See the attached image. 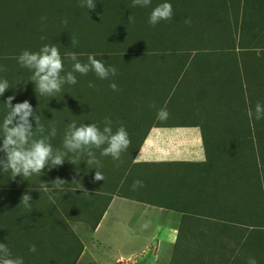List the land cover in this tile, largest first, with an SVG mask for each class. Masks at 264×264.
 <instances>
[{"label": "rangeland", "instance_id": "1", "mask_svg": "<svg viewBox=\"0 0 264 264\" xmlns=\"http://www.w3.org/2000/svg\"><path fill=\"white\" fill-rule=\"evenodd\" d=\"M94 2L89 10L81 0H0V66L7 68L0 80L9 83L0 96V125L12 96L13 105L27 100L41 115L43 135L55 125L54 149L64 150L72 121L102 129L105 117L113 131L122 121L131 140L120 161L94 149L100 181L97 166L72 152L42 175L13 179L10 171L0 172V243L24 264H97L88 250L96 247L92 230L100 211L112 195L137 194L182 213L173 216L180 231L170 252L153 246L143 264H248L249 257L264 264V119L248 115L257 102L264 104V0H152L149 7H133V0ZM164 2L172 5L173 18L150 25L152 9ZM72 37L79 43L73 46ZM45 44L59 48L61 75L72 71L66 55L72 52L82 63L95 54L115 66L117 75L74 73L75 85H63L54 97L40 95L32 71L18 57ZM161 107L168 110L167 120L157 119ZM32 125L34 138H40L34 120ZM154 125L197 128L204 144L199 163L131 164ZM56 178L67 182L63 191L51 185ZM136 180L144 186L134 193ZM25 193L30 207L21 202ZM187 217L195 229L183 230ZM33 244L35 252L29 250ZM138 255L122 256L116 264H139Z\"/></svg>", "mask_w": 264, "mask_h": 264}, {"label": "clouds", "instance_id": "2", "mask_svg": "<svg viewBox=\"0 0 264 264\" xmlns=\"http://www.w3.org/2000/svg\"><path fill=\"white\" fill-rule=\"evenodd\" d=\"M152 0H133L132 6L149 7ZM81 7H87L89 10L94 9L96 3L94 0H81ZM173 18L172 5L168 2L161 3L152 9L149 24L155 26L163 20H171ZM42 20L46 17H42ZM131 16L129 20H131ZM65 24L67 20L63 21ZM190 24V18L185 20ZM45 39V37H41ZM79 41L75 37L71 38V44L74 46ZM73 62L72 71L61 75L64 71L63 59L60 55L59 48L55 44H45L39 51L33 52L24 50L18 57L21 67L32 71L31 82L35 84L40 95L54 97L59 93L65 84L75 85L77 78L74 73L87 75L90 71L100 79H108L110 76L117 75L115 66H106L105 62L96 59L95 54H89L87 63H82L77 54L66 53ZM0 71H7L6 67L0 66ZM89 87H95L94 83L89 82ZM109 87L116 91L117 85L112 83ZM9 89L7 79L0 80V96ZM14 97L9 96L5 104L8 105L9 111L3 119L2 143H0V152L5 154L4 158H0V172H11L13 179L17 176L28 177L33 174L42 175L45 169L63 165L68 152L78 154L80 157H87L88 164L97 166L95 180H104L102 172L99 171L100 160L96 156L94 149H102L100 156H111L113 160L120 161L121 154L130 146L131 140L123 122H119V127L113 131V121L110 117L103 120V128L97 123L81 124L77 126L75 121L67 125L63 138V149H54L50 143L51 138L56 136V127H51L48 135H43L46 129L40 124L41 115L37 114L32 105L27 101L12 104ZM156 108L155 103L150 105ZM249 117H255L256 120L264 119V104L257 102L255 112L248 110ZM169 116L166 107L157 110V119L164 121ZM35 121V129L41 134L40 138H34L32 121ZM106 145V147H105ZM66 150V151H65ZM74 164V161L69 160ZM122 162V161H121ZM73 182H76L75 180ZM42 183V182H41ZM67 183L65 180L56 178L51 185L54 188L63 191V185ZM44 184V183H42ZM46 185V184H44ZM143 182L136 180L133 182V190L143 187ZM51 198V197H50ZM31 196L25 193L21 202L25 207H30ZM31 252L36 251L33 244L29 249ZM0 264H24L22 257H12L10 249L5 243H0ZM248 264H257L254 257H249Z\"/></svg>", "mask_w": 264, "mask_h": 264}, {"label": "crops", "instance_id": "3", "mask_svg": "<svg viewBox=\"0 0 264 264\" xmlns=\"http://www.w3.org/2000/svg\"><path fill=\"white\" fill-rule=\"evenodd\" d=\"M203 146L201 134L194 126L154 125L145 132L140 145L132 154L131 164L134 166L195 165L200 161ZM197 151H201L199 155ZM137 191L138 189L133 192ZM187 193H183L181 197H188L185 196ZM174 211L172 207L164 208L145 202L137 194L134 197L110 196L92 230V242L96 247L88 251L93 263L108 264L110 261L109 264H116L122 260V256L128 258L139 254L138 263L143 264L153 246L156 252L163 250L169 253L180 231L179 223H175L173 216L182 213ZM186 221L190 222L189 217ZM193 222L191 220L188 225L183 224V230L195 229ZM145 248H149L147 252ZM83 256L89 258L88 254Z\"/></svg>", "mask_w": 264, "mask_h": 264}, {"label": "trees", "instance_id": "4", "mask_svg": "<svg viewBox=\"0 0 264 264\" xmlns=\"http://www.w3.org/2000/svg\"><path fill=\"white\" fill-rule=\"evenodd\" d=\"M171 207H172V206H171ZM178 211L181 212L180 210H178ZM187 216H190V215L187 214Z\"/></svg>", "mask_w": 264, "mask_h": 264}]
</instances>
